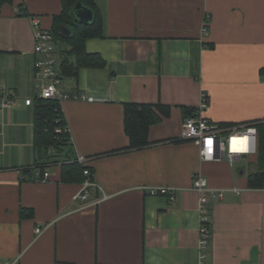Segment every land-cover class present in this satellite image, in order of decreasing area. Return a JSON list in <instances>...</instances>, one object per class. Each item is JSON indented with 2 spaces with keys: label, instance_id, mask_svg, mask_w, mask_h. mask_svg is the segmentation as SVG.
I'll return each mask as SVG.
<instances>
[{
  "label": "crops",
  "instance_id": "crops-1",
  "mask_svg": "<svg viewBox=\"0 0 264 264\" xmlns=\"http://www.w3.org/2000/svg\"><path fill=\"white\" fill-rule=\"evenodd\" d=\"M96 4L103 37L86 39L84 47L104 65L81 66L76 75L61 78L59 88L68 97L58 101L70 156L85 157L96 184L86 203L73 199L81 182L62 181L59 163L47 165L46 180L24 173L35 166L34 108L40 94L32 19L51 29L61 0L1 6L0 262L264 264V188L247 184L255 165L240 167L242 158L202 160L198 147L180 135L188 110L203 96L208 102L203 115L213 123L232 127L264 119V0ZM64 49L56 39L58 71ZM26 98L33 103L27 105ZM127 102L167 107L149 127L150 144L141 148H126ZM254 161L255 155L248 157ZM197 174L221 193L210 197L202 259L198 194L191 188ZM153 186L173 188L175 198L149 194ZM38 225L44 229L35 234Z\"/></svg>",
  "mask_w": 264,
  "mask_h": 264
},
{
  "label": "trees",
  "instance_id": "trees-1",
  "mask_svg": "<svg viewBox=\"0 0 264 264\" xmlns=\"http://www.w3.org/2000/svg\"><path fill=\"white\" fill-rule=\"evenodd\" d=\"M78 1L84 7L92 10L93 21L91 23H80L74 17V5ZM11 2L12 0H0V9L3 4ZM61 3V12L54 16L52 28L49 29L54 41L60 39L67 46V49L62 51L67 56L65 55L60 63V78L76 75V70L81 66L104 65L99 56L87 53L84 47L86 39L103 37L102 15L97 7L96 0H61ZM62 25L71 31L69 36L61 33L60 27ZM70 57H73L74 60L71 61ZM35 100L33 148L36 158L34 169L43 172L47 165L59 163L62 181L82 183L84 180L83 170L87 166L78 162L75 158L72 160L70 156L73 150L72 142L59 102L56 99H42L40 97H36ZM123 107L124 130L129 139L126 148L136 149L150 144L148 140L149 127L160 120L161 114H166L167 107L133 102L124 103ZM194 109H189L188 115H191ZM247 123L254 125L257 130L255 171L248 174L247 184L250 188L261 189L264 188V119ZM231 124L218 123L220 127ZM57 128L60 129L59 132H56ZM32 170L33 168H28L24 173L30 177ZM24 214V210H21L20 215L24 216Z\"/></svg>",
  "mask_w": 264,
  "mask_h": 264
},
{
  "label": "built area",
  "instance_id": "built-area-1",
  "mask_svg": "<svg viewBox=\"0 0 264 264\" xmlns=\"http://www.w3.org/2000/svg\"><path fill=\"white\" fill-rule=\"evenodd\" d=\"M34 26V51L39 55L35 62V74L39 78L40 83L38 89L40 94L38 97L42 99L67 98L68 95L59 88L61 78L59 71L55 68L53 51L54 38L49 29H43L39 26L37 19H32ZM206 31V24L203 27ZM81 97H84L83 95ZM10 99V98H9ZM93 100L91 97H87ZM8 100V99H7ZM10 100L7 101V104ZM25 103L30 105L33 103L32 98H26ZM208 106L207 98L203 96L201 103L195 107L190 116L183 120L181 128V138L192 141L199 150L202 160H220L229 159L230 161L240 160L245 156L251 157L257 153V130L252 124L245 123L232 127H220L218 124L209 121L204 115V111ZM60 129L57 128L56 132ZM76 160L82 164L85 157L78 156ZM84 180L81 183L79 191L73 196L74 200L86 203L90 197V188L96 184L91 180L88 168L83 170ZM50 176L48 170L40 172L38 169L32 171L30 179L46 180ZM198 194L197 212H198V231L199 241L198 249L200 250L199 259L205 257L203 253L207 246L209 238L208 223V204L210 197L214 194L220 196L221 193L211 188L207 184V180L200 174L193 178L192 187ZM175 190L166 186H153L148 188L151 195H167L170 200L175 198ZM95 203V202H94ZM44 227L36 226L35 234H40ZM0 264H11L9 261H2ZM200 264V261L199 263Z\"/></svg>",
  "mask_w": 264,
  "mask_h": 264
},
{
  "label": "water",
  "instance_id": "water-1",
  "mask_svg": "<svg viewBox=\"0 0 264 264\" xmlns=\"http://www.w3.org/2000/svg\"><path fill=\"white\" fill-rule=\"evenodd\" d=\"M74 17L80 23H91L93 21V12L91 9L84 7L79 1L74 5ZM61 33L69 36L71 31L66 26L60 27Z\"/></svg>",
  "mask_w": 264,
  "mask_h": 264
},
{
  "label": "rangeland",
  "instance_id": "rangeland-1",
  "mask_svg": "<svg viewBox=\"0 0 264 264\" xmlns=\"http://www.w3.org/2000/svg\"><path fill=\"white\" fill-rule=\"evenodd\" d=\"M238 165H239L240 167H243V168H246V169H247L248 166L251 167L252 165H254V163L251 164L250 162H248V156H245L244 158H242V159L238 162Z\"/></svg>",
  "mask_w": 264,
  "mask_h": 264
}]
</instances>
